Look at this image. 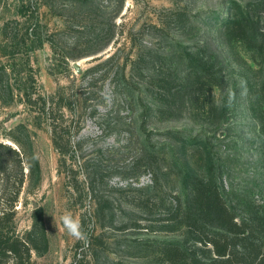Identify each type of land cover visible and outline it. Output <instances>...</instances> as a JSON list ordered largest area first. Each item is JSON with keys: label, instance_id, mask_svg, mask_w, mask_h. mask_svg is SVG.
Returning a JSON list of instances; mask_svg holds the SVG:
<instances>
[{"label": "rangeland", "instance_id": "374dc122", "mask_svg": "<svg viewBox=\"0 0 264 264\" xmlns=\"http://www.w3.org/2000/svg\"><path fill=\"white\" fill-rule=\"evenodd\" d=\"M235 4L258 46L225 29ZM188 54L209 75L195 79ZM32 88L45 109L25 101ZM0 141L39 162L4 234L28 242L32 264H214L185 179L212 181L238 219L264 216V0H0ZM13 190L0 179V197ZM240 240L230 264L249 259Z\"/></svg>", "mask_w": 264, "mask_h": 264}, {"label": "trees", "instance_id": "16d2710c", "mask_svg": "<svg viewBox=\"0 0 264 264\" xmlns=\"http://www.w3.org/2000/svg\"><path fill=\"white\" fill-rule=\"evenodd\" d=\"M233 7L235 8L234 17L226 22L225 29L248 46H258L260 38L251 14L245 12L237 4ZM187 63L190 74L195 79H202L204 75H209L205 70L203 57L188 54ZM23 93L25 101L31 107L39 109L47 107L46 98L36 89H25ZM54 120L51 122L53 143L60 153H64V145L69 143V138L63 123ZM24 167L28 168L31 175L40 170L39 162L33 154L24 155L20 150L0 141V179L10 182L14 187L10 198L0 197V257L6 254L12 255V264H32L31 247L28 242L19 236L4 235L5 223L12 221L16 213L14 204L19 200L26 179ZM185 181L191 186V204L186 215L200 234L205 235L206 239L201 238L200 242L204 246L212 245V248L206 247V249L210 251V255L215 254L214 264L231 263L228 243L238 236L242 239L240 244H237L241 252L247 256L249 254L246 264H264V244H262L264 242V216L258 213L247 214L238 219L239 214L234 209L228 208L212 181H204L196 176L188 177ZM35 217L39 219L37 213H35ZM208 227H213V230H209ZM168 244L165 247V254L171 263H176V257H179L184 249L174 247L175 243L173 242ZM189 257L196 262L197 259L194 256L190 255Z\"/></svg>", "mask_w": 264, "mask_h": 264}, {"label": "clouds", "instance_id": "9594fccd", "mask_svg": "<svg viewBox=\"0 0 264 264\" xmlns=\"http://www.w3.org/2000/svg\"><path fill=\"white\" fill-rule=\"evenodd\" d=\"M60 220L70 236L77 240L86 239V233L82 229L80 220L74 217L71 212H65Z\"/></svg>", "mask_w": 264, "mask_h": 264}]
</instances>
